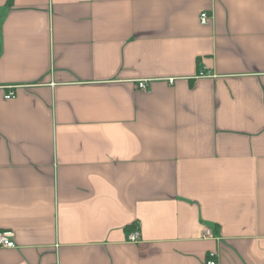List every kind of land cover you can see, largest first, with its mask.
<instances>
[{
  "label": "crops",
  "instance_id": "obj_1",
  "mask_svg": "<svg viewBox=\"0 0 264 264\" xmlns=\"http://www.w3.org/2000/svg\"><path fill=\"white\" fill-rule=\"evenodd\" d=\"M6 230L0 264H264V0H0Z\"/></svg>",
  "mask_w": 264,
  "mask_h": 264
},
{
  "label": "built area",
  "instance_id": "obj_2",
  "mask_svg": "<svg viewBox=\"0 0 264 264\" xmlns=\"http://www.w3.org/2000/svg\"><path fill=\"white\" fill-rule=\"evenodd\" d=\"M198 19H199L200 24L205 25V24H207V22L210 18H209V15L207 13L203 12L200 14ZM199 75L203 76V72H201ZM169 81H170V83H172V80H169ZM146 83L147 82L145 80L139 81L137 84V87L145 92L147 90ZM4 98L6 100L14 98V92L10 91V92L6 93ZM138 232H139L138 230L131 232L128 236V241L131 243H137L139 240V233ZM13 237H14V234L11 231H7V230L6 231H0V249H14L16 247V243H15ZM209 237H210L209 231H205L202 235L203 239H206ZM216 257L217 256L215 253L210 252L208 254V257H207L204 264H220Z\"/></svg>",
  "mask_w": 264,
  "mask_h": 264
}]
</instances>
